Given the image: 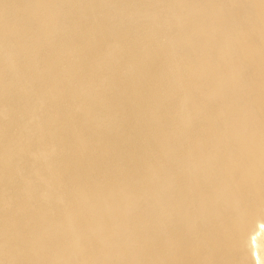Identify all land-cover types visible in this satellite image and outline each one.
<instances>
[{"label": "bare ground", "instance_id": "obj_1", "mask_svg": "<svg viewBox=\"0 0 264 264\" xmlns=\"http://www.w3.org/2000/svg\"><path fill=\"white\" fill-rule=\"evenodd\" d=\"M0 264H264V0H0Z\"/></svg>", "mask_w": 264, "mask_h": 264}]
</instances>
